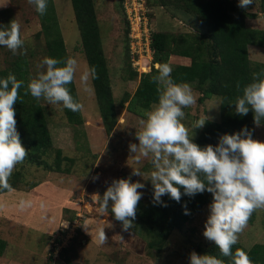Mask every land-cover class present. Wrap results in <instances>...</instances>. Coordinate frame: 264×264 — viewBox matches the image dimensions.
<instances>
[{
    "label": "rangeland",
    "instance_id": "374dc122",
    "mask_svg": "<svg viewBox=\"0 0 264 264\" xmlns=\"http://www.w3.org/2000/svg\"><path fill=\"white\" fill-rule=\"evenodd\" d=\"M95 2L119 111L118 122L112 132L106 131L91 75L89 74L86 82L81 80V74L89 68L81 51V34L71 0H54L67 51L70 57L78 61L74 80L85 118L82 129L86 132L88 144L83 146L77 141L76 128L68 122L62 103L49 104L43 97L40 98L48 111L54 147L62 148L64 155L73 157L74 164L71 173L56 172L22 161L13 169L15 171L24 166L26 175L21 187L0 193V237L8 241L4 255L0 256V264H188L192 250L204 254L205 249L199 251L197 248L208 246L212 242L203 235L204 222L209 214L208 205L200 209L182 228L172 230L166 245L159 252L156 249L150 250L144 236L132 229L124 231L122 224L110 211L101 214L98 199L91 198L93 193L99 192L102 195L113 178L131 176L133 181L141 180L145 183L144 189H138L143 192L142 198L153 199L151 182L131 175L133 167L140 168L145 173L151 170L150 156H141L137 160L129 151L130 142L138 143L135 132L142 127L140 121L145 116L129 112L128 102L124 107L120 105L125 92L134 93L139 81L124 78L125 36L128 27L124 10L121 0ZM263 2L264 0H254L249 5L259 13L258 17L248 20L249 25L264 28ZM126 6L129 14H135L131 18L132 51L138 54L135 66L140 72L150 71L153 58L148 39L151 22L149 23L146 14L140 21L136 17L137 13L143 17L142 12L149 8L145 0H127ZM4 8L12 9L15 20L20 25L24 45L16 53L26 55L30 76L35 77L43 70L41 61L47 56L46 40L35 5L29 0H0V9ZM153 10L154 30L194 32L202 30L199 25L206 29L202 22L200 24L197 21L199 25H196L191 14L171 3L156 4ZM249 51L252 60L264 61V47L252 44ZM11 53L14 54L7 47L0 46V68L6 66L5 59ZM180 61L185 62L184 59ZM177 62L178 59L173 57L169 64L172 67ZM192 89L196 102L183 109L186 115L182 121L191 136L194 135L193 123L202 115H208L212 119L220 118V98L213 96L201 102V92L194 86ZM200 129L195 130V135ZM253 138L264 141L263 123L259 127L255 125ZM54 156L53 150L47 157L52 161ZM97 174L99 179L94 180L93 177ZM28 181L37 185L30 187ZM21 199L31 200V207L22 210L19 207ZM82 224L87 225V231ZM98 226L105 227L108 237L103 244L98 241ZM77 227H80V231L72 241ZM58 237L63 242L55 246ZM238 239L247 247L258 241L264 242V208L253 211ZM64 246L73 248L64 251ZM66 255L70 259L67 260Z\"/></svg>",
    "mask_w": 264,
    "mask_h": 264
},
{
    "label": "trees",
    "instance_id": "16d2710c",
    "mask_svg": "<svg viewBox=\"0 0 264 264\" xmlns=\"http://www.w3.org/2000/svg\"><path fill=\"white\" fill-rule=\"evenodd\" d=\"M126 1L121 0L125 22L128 26L125 36L124 78L139 79V81L134 93L125 92L120 105L124 107L128 102L129 112L145 116L146 110H150L159 98L158 85L152 80L158 72L157 64L169 63L170 59L175 57L178 62L172 66L171 73L174 81L187 82L194 86L201 92L199 97L201 102L213 96L220 98V118H209L206 125L194 136L196 143L201 146L214 145L218 142L220 135L235 133L244 126L254 131L253 111L250 110L248 114L240 116L234 112V105L230 103L234 102L238 95H242L243 87L252 80V74L264 69V61L252 60L249 51V46L252 44L264 47V28L247 23L249 19L258 17V11L249 6L246 9L239 7L238 0H146V6L149 7L147 16L149 23L151 22L150 46L153 59L151 70L140 72L135 66L138 54L132 51L131 17L126 11ZM170 3L191 14L195 18L194 23L199 25L198 22H202L206 29L204 30L203 26L199 25L202 30L194 32L154 30L152 25L154 5ZM71 4L81 34V51L87 60L88 68L92 66L96 68L97 75L95 77L90 75L103 124L106 131L110 133L118 122L119 111L113 93L109 61L96 2L95 0H71ZM262 6L264 8V2ZM37 14L40 17L41 31L46 40L47 56L60 59L70 57L56 15L54 0H48L45 14L41 15L38 12ZM13 19L15 17L11 8L0 9V24H7ZM7 57L6 66L0 68V77H7L11 72L18 80L24 82L18 90V99L14 104L16 127L27 151L22 162L43 166L56 172L71 173L74 158L64 155L62 148L54 147L47 108L40 98L33 97L27 91V84L31 78L29 60L22 52L7 54ZM183 59L185 62L180 61ZM67 87L74 100L80 103L75 80L73 79ZM64 112L68 122L76 128L79 144L87 145L86 132L82 129L85 121L82 108L73 111L64 107ZM261 123L264 124V120ZM53 150L54 159L49 161L47 156ZM23 168L24 166L15 169L9 177L12 188H19L25 182L26 174ZM27 184L30 187L37 185L32 181H28ZM6 191L0 190V193ZM181 191H183L182 188ZM162 199L167 202L166 207L154 204L153 199L141 198L131 228L147 239L150 250L156 249L159 252L166 245L172 230L182 228L200 209L211 203L212 194L204 191L194 197L182 195L180 202L168 195L163 196ZM185 206L190 210L189 214H185ZM109 211L111 213L110 209ZM118 222L122 224L121 221ZM65 231L67 232L68 228ZM79 231L80 227H77L72 241L76 239ZM56 242L55 246L62 243L63 239L58 237ZM7 246L8 241L0 237V256L4 255ZM69 248L73 247L64 246L63 250L66 251ZM237 248L244 249L253 264H264V242L258 241L247 247L238 239L237 243L232 246L233 251ZM204 249L205 253L216 255L228 264L229 257L222 256L214 242L197 248L199 251ZM65 257L67 260L70 259L68 255Z\"/></svg>",
    "mask_w": 264,
    "mask_h": 264
},
{
    "label": "clouds",
    "instance_id": "9594fccd",
    "mask_svg": "<svg viewBox=\"0 0 264 264\" xmlns=\"http://www.w3.org/2000/svg\"><path fill=\"white\" fill-rule=\"evenodd\" d=\"M29 2L41 15L46 13L48 0ZM253 3L254 0H239L238 6L246 9ZM148 39L152 51L150 33ZM23 45L20 25L15 19L0 24V46L15 54ZM41 68L43 70L28 81L27 91L37 99L43 97L49 104L62 103L73 111L79 110L82 105L74 100L67 87L75 77L77 59L46 56L41 61ZM157 69L152 80L158 85V102L146 110L145 118L140 121L142 127L136 129L138 143L129 144V151L137 160L141 156L151 157V170L145 173L133 167L131 175L150 181L153 203L165 207L167 202L162 199L165 195L180 202L182 195L194 197L204 191L210 192L212 200L204 222V237L215 243L222 256L229 257L228 264H253L244 249L233 251L232 246L237 243L239 233L246 227L253 211L264 208V141L254 139L253 130L244 126L235 133L220 135L214 145L196 143L195 130L203 128L209 116L202 115L193 123L194 135L190 136L182 121L186 115L183 109L196 102L192 86L187 82L174 81L171 76L173 69L167 62L158 63ZM89 74L97 75L95 66L83 72L81 80L86 82ZM23 83L11 72L7 77H0V190H13L9 177L27 155L16 127L14 108ZM230 105H234V112L240 116L252 110L254 124L257 127L262 125L264 69L252 74V80L243 87L242 95H238ZM93 179H99V174ZM145 187L144 182L133 181L131 176L113 178L102 195L93 193L91 198L98 199L101 214L110 209L114 218L122 222L123 230L129 231L143 196L138 189ZM31 204V200L19 201L22 210ZM184 211L185 214L190 212L186 206ZM82 225L87 231V225ZM97 237L101 244L108 240L105 227L98 226ZM188 264H225V261L211 253L200 254L192 250Z\"/></svg>",
    "mask_w": 264,
    "mask_h": 264
},
{
    "label": "built area",
    "instance_id": "2783aa9c",
    "mask_svg": "<svg viewBox=\"0 0 264 264\" xmlns=\"http://www.w3.org/2000/svg\"><path fill=\"white\" fill-rule=\"evenodd\" d=\"M138 1H139V0H138ZM140 1L142 2V0H140ZM129 2H132V0H129ZM147 11H148V10H145L144 12H142L143 17L140 15V13H137V14H136V17L139 19V21H140L141 18H144V15H145V14L147 15ZM132 15H135V14H132Z\"/></svg>",
    "mask_w": 264,
    "mask_h": 264
}]
</instances>
